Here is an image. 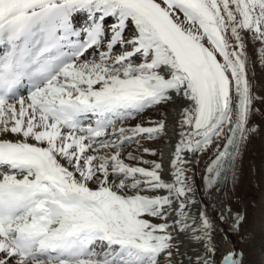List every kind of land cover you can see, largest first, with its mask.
Wrapping results in <instances>:
<instances>
[{"label": "snow or ice", "instance_id": "6c2138e0", "mask_svg": "<svg viewBox=\"0 0 264 264\" xmlns=\"http://www.w3.org/2000/svg\"><path fill=\"white\" fill-rule=\"evenodd\" d=\"M249 42L264 67V0H0V264H183L181 235L188 264H244L197 197L234 231L245 220L214 193L236 182L264 103ZM174 94L186 106L166 179L123 150L163 134L127 122Z\"/></svg>", "mask_w": 264, "mask_h": 264}, {"label": "bare ground", "instance_id": "6f19581e", "mask_svg": "<svg viewBox=\"0 0 264 264\" xmlns=\"http://www.w3.org/2000/svg\"><path fill=\"white\" fill-rule=\"evenodd\" d=\"M76 18H79L80 25L85 23L84 14H79ZM113 23L114 21L109 19L105 24L106 29H110ZM129 32H132L131 27L128 29ZM110 35L109 31L108 36ZM248 53L250 75L254 76V94L264 96V67H261L259 62L258 47L249 42ZM90 55L92 57L89 59H92L98 56V52H92ZM185 106L186 102L174 94L173 102L150 109L149 112L146 111L138 117L134 124H130L132 120L127 122L128 126L142 124L144 127H153L155 122H164L165 129L162 135L156 139H142L139 142V151H135L137 145L133 144L128 152H133L134 155L141 156L144 160L163 164L161 174L166 179L169 173V162L180 138L178 127V121L181 119L180 112ZM255 108L259 111L253 114L252 123L257 126V131L251 136L242 152L237 180L234 183L231 172H228L226 178L219 181L214 193V196L219 197L220 201L230 204L233 212L239 211L244 214L245 220L241 223L240 228L234 231L231 227V220L222 222L218 219L220 209L214 197L207 195L197 197L207 205L206 211L216 226L215 239L220 245L219 251L226 252L231 249L242 251L244 264H264V103L257 100ZM8 138L13 139L14 137L9 136ZM144 148L156 150V157L153 159L151 154L143 151ZM206 162L207 158L201 159L200 163L195 165L193 172L194 181L201 192H203ZM133 165L145 168L152 166L138 161ZM96 186L90 184L92 188ZM179 239L183 241L180 253H187V255L176 256L174 260L188 264L187 257L192 255L189 250L191 246L183 235ZM217 259L219 260V253Z\"/></svg>", "mask_w": 264, "mask_h": 264}, {"label": "rangeland", "instance_id": "374dc122", "mask_svg": "<svg viewBox=\"0 0 264 264\" xmlns=\"http://www.w3.org/2000/svg\"><path fill=\"white\" fill-rule=\"evenodd\" d=\"M129 35L131 34L130 32L128 33ZM148 112L150 111V109L149 110H147ZM138 120V118H135V120L134 121H132L130 124H134L135 123V121H137ZM132 145L133 144H129L124 150H123V155L126 157L127 156V152L128 151H130V149H131V147H132ZM153 159L156 157V153H155V155H150ZM125 162H127V163H130V164H136L137 163V161L136 160H125Z\"/></svg>", "mask_w": 264, "mask_h": 264}]
</instances>
